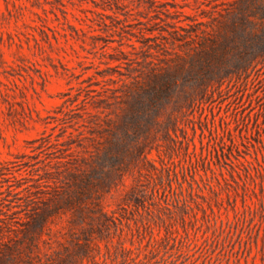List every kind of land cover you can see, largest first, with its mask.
<instances>
[{
	"label": "rangeland",
	"instance_id": "1",
	"mask_svg": "<svg viewBox=\"0 0 264 264\" xmlns=\"http://www.w3.org/2000/svg\"><path fill=\"white\" fill-rule=\"evenodd\" d=\"M0 264H264V0H0Z\"/></svg>",
	"mask_w": 264,
	"mask_h": 264
}]
</instances>
